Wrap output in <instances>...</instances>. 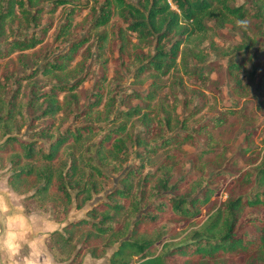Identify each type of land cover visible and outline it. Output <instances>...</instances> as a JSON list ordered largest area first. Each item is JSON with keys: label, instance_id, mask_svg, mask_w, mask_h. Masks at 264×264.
I'll list each match as a JSON object with an SVG mask.
<instances>
[{"label": "trees", "instance_id": "1", "mask_svg": "<svg viewBox=\"0 0 264 264\" xmlns=\"http://www.w3.org/2000/svg\"><path fill=\"white\" fill-rule=\"evenodd\" d=\"M42 2H49V8L44 9ZM70 2L0 0V35L11 22L20 21L23 28H32L29 33H13L10 39L0 38V58L38 45L42 36L34 29L44 34L48 28L40 24V15L44 10L52 13L58 6ZM252 2L251 16L261 17L260 1ZM83 8L85 4L66 13L61 34L67 33L72 16ZM89 9L95 11L94 6ZM96 11L90 29L104 28L115 18L138 41L153 43V53L138 59L136 76L167 74L174 68L176 58L182 56L183 44L192 37L205 35L209 29L207 21L211 20L215 28L221 29L231 19L241 21L249 14L248 8L235 5L234 0H135V3L102 0ZM96 37L100 51L106 37L104 34ZM84 40L71 41L65 52L18 77L17 81H27L32 88L40 87L43 82L36 85L31 80L33 76L61 71ZM164 40L171 41L168 47L163 45ZM244 46L238 45L233 54L245 52L247 56L249 47ZM240 66L241 63L229 61L227 71L238 70ZM182 67L186 78L204 84L217 66L210 61L204 65L185 63ZM79 81L52 84L49 91L32 94L30 105L43 97L47 106L29 122L22 117L18 89L6 99L0 90V169H5L6 184L21 197L26 213L30 210L45 213L50 209L52 218L60 222L72 206L82 208L93 195L104 191L105 184L111 183L109 174L123 169L128 158V144L142 147L135 151L139 164L126 168L117 184L105 190L103 199L87 208L83 217L45 236L44 243L54 261L80 264L85 254L95 259L108 254L105 264H264V149L256 164L233 175L217 170L201 177L185 171L172 178L170 168L176 153L166 149L184 144L196 146L197 133L222 126L224 117H208L206 122L189 129L180 122L179 129L172 132L167 113L159 117L143 111L158 88L152 83L144 94L132 92L125 96L145 102V107L126 105L113 111L114 95H107L103 118L94 117V122L79 121L90 119V111L99 106L102 97L98 90L94 100L76 112L72 107L76 103L73 90ZM256 87L260 94L264 93V71L258 76ZM57 92L68 93L69 98L59 103L55 98ZM258 103L264 116V97ZM61 110L64 115L70 114L71 125L61 129L50 123L33 128L36 119L57 116ZM192 110L191 114L197 112L196 108ZM16 116L20 122L14 124ZM135 120L143 122L144 128L141 136L133 137L129 126ZM25 122L32 126L26 139L17 136ZM247 136L251 137L252 133ZM158 152H164L159 163L152 171L143 173L144 166ZM199 152L202 156L210 149L200 148ZM219 190L226 192V197L211 199ZM203 206L206 214L200 219Z\"/></svg>", "mask_w": 264, "mask_h": 264}, {"label": "rangeland", "instance_id": "2", "mask_svg": "<svg viewBox=\"0 0 264 264\" xmlns=\"http://www.w3.org/2000/svg\"><path fill=\"white\" fill-rule=\"evenodd\" d=\"M70 1V3L58 6L52 13L44 10L40 15V24L47 25L48 28L44 34L37 28L34 29L36 34L42 36L38 45L32 49L13 52L5 58H0V90L6 99L18 89L19 105H21L19 108L26 121L47 106L46 98L43 97L30 105L32 94L49 91L52 84H72L80 80L76 89L73 90L76 103L72 107L76 112L85 109L87 103L94 100L95 93L98 90L101 91L100 104L90 111V119H79V121L94 122L96 121L94 117L103 118L104 116L107 95H114L113 111L125 108L126 105L143 106L145 102L125 98V96L132 92L144 94L151 89L154 83L158 88H155L156 92L149 106H143L145 107L143 111H149L150 116L159 117L167 113L171 118L170 131L179 129L180 122L186 126V129H189L206 122L211 116L221 115L225 119L220 127L199 131L196 146L184 144L180 147L169 146L166 149L176 153L170 168L172 178L185 171H192L201 177H206L208 173L217 170H222L226 175H233L258 162L260 152L264 149V116L261 114V106H258V100L264 97V93L260 94L256 87L257 78L264 71V0H259L262 5L259 18L251 16L254 10L253 0H234L235 5L242 4L248 8L249 14L241 20L246 26H241L237 19H231L221 29H217L211 20L207 21L209 29L205 35L200 38L192 37L183 44L181 56L183 58L179 55L175 60L174 68L167 74L159 76L149 73L135 75L138 59H143L153 53V43L138 41L135 34L126 29L124 23L111 18L104 28L90 29L93 18L97 15L96 6L102 0ZM130 1L135 3V0ZM81 4H85L86 8L78 10L72 16L67 33L61 34V26L66 21V13L71 8L76 10V6ZM41 6L48 9L50 4L42 2ZM91 6L95 7V11L89 9ZM171 8H173L172 5ZM31 29L23 28V23L20 21L11 22L9 26L5 25L0 38L10 39L13 33H29ZM99 34H104L106 37L100 51L97 48L96 37ZM79 39L85 40L73 51L70 60L61 71L45 76L37 73L33 76L31 80L36 85L43 82L42 88L41 86L32 88L27 81H17L18 77L29 73L45 61H52L57 54L67 50L71 41ZM170 42L164 40L162 43L168 47ZM238 45L249 47L246 51L247 56L245 52H242L243 54L234 52L233 54V49ZM210 61L214 62L217 67L209 74L208 81L204 84L188 79L183 74L182 65L185 63L204 65ZM229 61L241 63L240 69L228 72ZM67 94L57 92L55 98L62 103L63 100L69 98ZM64 106L62 104L61 108ZM194 108L197 112L191 114ZM56 115L36 119L33 128L53 123V126H59L62 129L67 124L73 123L70 114H62V110ZM19 122L20 117L16 116L13 123ZM143 126V122L135 120L129 126V131L133 137L137 134L141 136ZM29 128L31 130L32 126H28L25 122L17 131V136L24 139L29 138L27 137ZM249 133H252L251 137L247 136ZM36 139L46 146L40 137ZM207 139L209 142L206 144ZM200 148L210 149V152L201 156ZM245 148L247 150H244ZM141 149V146H136L134 143L128 144V158L124 161L123 169L112 174L108 171L111 183L104 185V191L93 195L91 200L75 212V217L84 215L85 210L95 201L103 199L105 190L117 184L118 178L123 175L126 168L139 164L135 151ZM256 152L258 155H255ZM163 155L164 152H158L151 157L149 164L144 166L143 173L152 171ZM0 175H6L5 169H0ZM200 191L201 188L197 190L198 193ZM214 197L216 200H223L226 192L219 190L211 199ZM18 200L20 201V198ZM205 214L206 207L203 206L200 209V219L204 218ZM107 258L108 254L101 260L107 261Z\"/></svg>", "mask_w": 264, "mask_h": 264}, {"label": "crops", "instance_id": "3", "mask_svg": "<svg viewBox=\"0 0 264 264\" xmlns=\"http://www.w3.org/2000/svg\"><path fill=\"white\" fill-rule=\"evenodd\" d=\"M21 198L15 194L6 184L5 176L0 175V261L3 264H10L9 251L5 246L9 241L10 235L19 236L21 233H26L25 239L29 242L37 241L42 243V249L50 254L48 248L44 243L45 236L53 231L60 230V228L67 222L83 217L84 215L75 217V212L80 209H74L73 206L69 209L64 218L59 222L52 218V211L49 209L45 213L37 210H30L25 212L22 203L18 200ZM13 244H19L18 254L12 257L15 264H25V257H29L32 249L28 243L21 240H13ZM51 255V254H50ZM105 264L107 261L101 258H91L85 254L80 264ZM55 264H61L55 261Z\"/></svg>", "mask_w": 264, "mask_h": 264}, {"label": "clouds", "instance_id": "4", "mask_svg": "<svg viewBox=\"0 0 264 264\" xmlns=\"http://www.w3.org/2000/svg\"><path fill=\"white\" fill-rule=\"evenodd\" d=\"M241 26H246L244 21L238 22ZM2 210V209H0ZM26 233H21L18 237L10 235L9 241L6 243V247L10 253L9 262L10 264H15V261L12 260V257L18 254L19 244H13V240H21L29 244V247L32 249L29 257H25V264H55L54 258L46 253V250L42 249V243L38 244L37 241H27L25 239ZM2 250V248H0ZM0 264H3V261H0Z\"/></svg>", "mask_w": 264, "mask_h": 264}]
</instances>
